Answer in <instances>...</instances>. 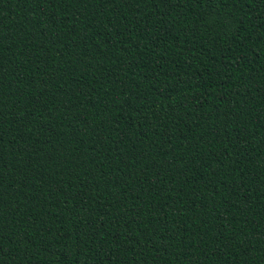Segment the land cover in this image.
I'll list each match as a JSON object with an SVG mask.
<instances>
[{
  "label": "trees",
  "instance_id": "1",
  "mask_svg": "<svg viewBox=\"0 0 264 264\" xmlns=\"http://www.w3.org/2000/svg\"><path fill=\"white\" fill-rule=\"evenodd\" d=\"M0 264H264V0H0Z\"/></svg>",
  "mask_w": 264,
  "mask_h": 264
}]
</instances>
